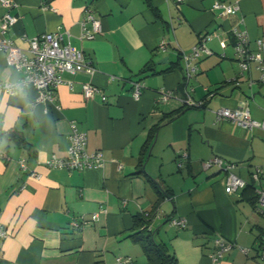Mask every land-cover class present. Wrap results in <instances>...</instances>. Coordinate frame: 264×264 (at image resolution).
<instances>
[{
    "label": "crops",
    "instance_id": "crops-1",
    "mask_svg": "<svg viewBox=\"0 0 264 264\" xmlns=\"http://www.w3.org/2000/svg\"><path fill=\"white\" fill-rule=\"evenodd\" d=\"M12 1L16 21L7 36L16 46L28 47L23 36L67 31L94 71L64 73L53 102L34 103L33 87L0 90V223L8 232L0 239V264H116L125 256L148 264L131 234L134 215L151 211L148 229L177 264H264L257 255L264 250V208L242 189L226 193V173L203 166L221 156L236 164L234 172L255 193L264 189V129L216 120L214 113L246 105L253 119L264 120V82L254 64L240 73L231 32L245 28L256 50L255 40L264 39V0ZM216 1L238 9L221 15ZM87 7L102 30L81 39ZM4 11L0 3V17ZM203 34L212 52L200 55L197 72L186 80L181 52ZM146 64L151 68L142 71ZM21 76L0 50V81ZM135 81L143 84L138 98ZM87 82L101 89L92 98L82 93ZM161 91L167 99H160ZM189 98L201 105H188ZM71 121L86 134V150L101 152V166L45 164L52 153L66 155ZM183 153L187 158L178 166ZM256 167L261 172L254 175ZM156 186L168 194L160 198ZM172 218H184L185 225H173ZM217 236L234 245L215 262Z\"/></svg>",
    "mask_w": 264,
    "mask_h": 264
},
{
    "label": "built area",
    "instance_id": "built-area-1",
    "mask_svg": "<svg viewBox=\"0 0 264 264\" xmlns=\"http://www.w3.org/2000/svg\"><path fill=\"white\" fill-rule=\"evenodd\" d=\"M179 3L181 0H174ZM1 5L5 7V11L0 17V50L6 52V63L22 72V76L15 81H0V90L4 93H15L26 87H33L37 90V94L33 100L34 103L45 101L53 102L55 100V90L64 83L63 74H74L80 70L92 73L94 67L85 57L82 49L76 48L69 42V33L67 31L55 30L42 32L34 37H22L28 42V47L22 49L16 46L12 39L7 36L8 31L16 21V16L10 11L14 7L12 0H0ZM214 10H218L221 15H229L236 12L238 6L236 3L228 4L216 1L213 5ZM81 39H92L96 34L101 32L100 19L93 13L90 7H87L86 13L80 21ZM232 44L235 53V59L239 64L240 73L250 69L251 64L259 71L258 80L264 82V39L255 40L256 50L249 47V36L245 28L233 27ZM208 34H203L199 41L188 52H181L184 61V77L189 79L191 75L197 72V59L202 53L210 54L212 51L206 46ZM221 46H225V40H220ZM70 85V83L68 82ZM143 84L135 81L132 87V94L138 98L141 94ZM101 89L89 82L82 84V93L85 98H92L94 94L100 92ZM160 99L165 100L168 93L161 91ZM104 98V96H103ZM187 104L190 106H200L201 102L188 99ZM216 120H228L247 129L261 128L264 129V120H256L251 117L249 107L246 105L237 107H219L215 109ZM71 132L69 134V146L64 157H60L55 153L49 155L45 160V164L49 167L66 168L68 170H80L84 168L99 167L103 164V157L99 150H86V134L79 130L76 124L71 121ZM0 150V155H2ZM178 160V166H181L187 154L183 153ZM20 169L24 171L25 161H19ZM212 165L217 166L226 173L225 191L228 194H237L246 185V180L238 176L234 169L236 164L221 156H214L203 162L205 168ZM261 172V168L256 167L254 175ZM257 206L264 208V189L256 190ZM96 218V214L92 215ZM83 223H86L84 219ZM81 221V222H82ZM173 225L182 227L185 225L184 218H172ZM73 225H81L76 220L72 221ZM8 235L7 230L0 223V239ZM215 250L212 253L213 260L217 262L222 255L233 247L234 244L225 240L221 236L214 238ZM240 250L247 254L250 250L248 247H242ZM258 257L264 261V250L257 252ZM116 264H132L130 256L116 257Z\"/></svg>",
    "mask_w": 264,
    "mask_h": 264
},
{
    "label": "trees",
    "instance_id": "trees-1",
    "mask_svg": "<svg viewBox=\"0 0 264 264\" xmlns=\"http://www.w3.org/2000/svg\"><path fill=\"white\" fill-rule=\"evenodd\" d=\"M151 66L146 64L142 71L149 70ZM160 198L163 194H168L165 189H159ZM164 192V193H163ZM241 194H245L248 200L252 204L256 203L257 194L255 193V187L252 183H247V185L242 189ZM153 216V211L149 212L147 215L145 213H139L134 215L133 219V232L132 236L135 237L136 241L139 242L142 247L146 260L148 264H177L175 254L169 250L168 245L156 238L155 231L148 229Z\"/></svg>",
    "mask_w": 264,
    "mask_h": 264
},
{
    "label": "rangeland",
    "instance_id": "rangeland-1",
    "mask_svg": "<svg viewBox=\"0 0 264 264\" xmlns=\"http://www.w3.org/2000/svg\"><path fill=\"white\" fill-rule=\"evenodd\" d=\"M262 163H264V162H262Z\"/></svg>",
    "mask_w": 264,
    "mask_h": 264
}]
</instances>
